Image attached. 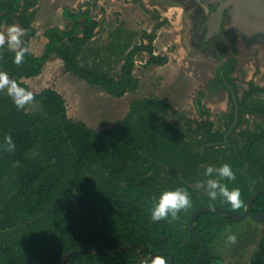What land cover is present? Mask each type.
Masks as SVG:
<instances>
[{"label": "trees", "instance_id": "obj_1", "mask_svg": "<svg viewBox=\"0 0 264 264\" xmlns=\"http://www.w3.org/2000/svg\"><path fill=\"white\" fill-rule=\"evenodd\" d=\"M36 3L37 0H0L2 22L8 25L17 22L26 30L21 41L22 47L29 50L23 61L17 64V50L9 48L7 43L0 48V68L11 80L26 86L22 80L38 76L48 60L56 55L62 60L66 72L112 96L120 97L136 88L133 55L142 47L129 52L119 77L101 74L81 64L80 54L94 37L98 25L87 11L65 10V17L73 21L72 26L65 30L56 26L48 28L44 33L47 38L44 52L41 55L32 52L28 42L37 34L33 25ZM217 39L222 44V36ZM163 60L155 55L151 59L157 64ZM233 66V63L222 65L216 77L208 82L207 89L217 92L226 88L225 81L231 82ZM33 96L42 102V111L35 114L28 112L25 106L18 109L11 96L0 93V231H16L13 238L0 243V264H57L71 250L95 248L111 251L123 246H126L125 250L117 254H73L65 264L129 261L137 259L139 253L142 259L159 255L170 264L172 256L173 264H193L201 243L194 235H189V225L186 232H180L173 221L169 222L170 216L153 221L140 199L133 195L136 189L151 182L149 177L127 171L142 156L150 127H141L128 140L111 133L100 134L85 122L68 116L65 99L56 89L48 87ZM5 137L11 138L14 151L6 150ZM223 138L224 135L210 132L206 143L220 142ZM159 141L161 145L169 146L172 157L182 161L187 175L197 168L199 162L207 160L190 153L180 154L181 143L172 136ZM231 150L234 159L226 163L230 165L235 180L224 178L222 182L229 190L240 189L243 206L233 210L220 197L214 201L208 199L201 206H220L241 214L251 195L259 187L264 190V181L257 186L250 174H243L240 169L244 164L238 157L241 151L237 156L235 149ZM32 152H36L34 157H30ZM255 166L259 168L260 163ZM92 168L108 173L104 186L99 187L86 176ZM125 174L126 179L122 181L120 178ZM263 206L264 195H259L253 203L252 213ZM194 224L206 243V252L199 264H210L215 256L212 244L226 226L235 224V221L227 215L208 211L200 214ZM249 264H264V228L259 248Z\"/></svg>", "mask_w": 264, "mask_h": 264}, {"label": "rangeland", "instance_id": "obj_2", "mask_svg": "<svg viewBox=\"0 0 264 264\" xmlns=\"http://www.w3.org/2000/svg\"><path fill=\"white\" fill-rule=\"evenodd\" d=\"M38 5L37 0L33 24L38 32L29 40L28 46L36 55H41L47 41L43 32L50 23L59 18L48 16L55 14L52 10L42 13ZM210 5L205 0H70L63 8L67 7L70 12L87 11L98 23L94 37L80 54L81 64L88 65L101 74L119 77L129 52L142 47L133 55L136 88L123 96H112L100 87L91 86L85 80L66 72L62 60L56 55L50 58L38 76L22 80L26 86L19 85L35 95L48 87L56 89L65 99L68 116L85 122L100 134L111 133L128 140L141 127L148 125L151 131L145 150L127 171L149 177L151 182L136 189L133 195L140 199L151 218V210L163 192L185 188L190 196L191 207L186 211L182 210L178 214L179 219L173 221L180 232H186L195 209L202 207L201 205L210 199L203 189L196 187L198 182L216 178L205 175L207 167L218 168L217 163L226 156L233 159V151L228 146L201 150L214 128L218 134H226L233 122V103L230 99V113L225 121L223 115H210L207 101L204 96H199L202 92L200 88L206 78L216 76L225 63L241 62L240 64L244 65L248 62L246 55H243V58L240 55L236 58L235 55L242 54V51L248 55L254 53V64L259 66L258 55L261 53V50L253 45L254 51L252 48L241 51V47H246L242 42V34L227 22H224L225 27L231 33L233 45L236 47L233 49V57H230L232 47L227 38L224 39V47L218 45L217 41L204 44L208 41L205 37L208 29L207 19L211 15ZM59 10L57 13H61L63 9ZM68 20L62 19V29L72 26L73 21ZM202 23H205L204 29ZM14 24L21 28L19 23ZM11 25L2 22L0 12V33L7 36V28ZM154 55L164 60L159 64L153 63L151 59ZM262 58L264 59V56ZM251 70L253 69L241 68L238 73H243V76L237 77H245ZM0 72L6 71L0 68ZM174 72L182 75L181 79L186 77L191 84L187 93L188 99L183 101L184 103L176 102V105H172V100L162 94L163 84L169 79L167 76ZM259 73L264 72L258 69L252 77ZM260 77L264 78V74ZM0 93L8 94L7 89ZM25 108L28 112L39 113L42 111V102L34 97L33 102L26 104ZM239 126L240 122L236 128ZM261 128L263 131L264 127ZM237 129L228 136V142L233 144L240 141L242 148H245L247 138L244 140L242 134L236 137L239 134ZM263 132L260 133L264 134ZM171 136L181 143L180 154L190 153L199 157L198 159L217 158L214 159L216 165L212 164L215 163L212 160L199 162L197 168L187 175L184 165L180 163L182 161L172 157L174 155L173 152L170 153L169 146L160 144V138L162 140ZM35 155L36 152H32L30 157ZM107 175V172L104 173L99 168H92L86 173L99 187L105 185ZM120 179L125 180L126 174ZM77 203L75 199L76 207ZM15 235L14 229L0 231V243Z\"/></svg>", "mask_w": 264, "mask_h": 264}, {"label": "crops", "instance_id": "obj_3", "mask_svg": "<svg viewBox=\"0 0 264 264\" xmlns=\"http://www.w3.org/2000/svg\"><path fill=\"white\" fill-rule=\"evenodd\" d=\"M69 1L70 0H38L39 3L38 6H40V11L42 13L52 10V12L54 11L55 14L48 16L59 18L57 21L50 23L48 27H46V29L43 32V35L45 31L50 27L56 26L62 29L61 26L62 19H65V21L68 20L64 14L65 10L68 9L67 7H65L66 9L63 7ZM59 9H63L61 13H57ZM37 15H41V14H37ZM44 16H46V14H44ZM35 28L37 29L36 26ZM254 45L253 46L256 49L258 48L261 50V53L258 55L259 66H256L254 64V61H256L253 60L252 57L254 53L248 55L247 53L242 51L245 49L247 50L249 48H252L254 51L255 48L252 46L241 47L240 50L242 51V54L239 53L235 55V57L239 58L240 55L243 58V55L244 56L246 55L248 62L246 64L244 63V65L240 64L241 62H239L238 64L233 63L234 70L231 75L232 85L235 88L238 101L244 104V107L242 109L244 108L246 110L249 109L247 111L246 110L240 111L239 118L241 117L242 121L240 122V126L237 127L238 129L235 127V129H237L236 131L239 133L236 137H240V134H242L244 140L247 138L245 143L246 151L244 150V148H242L243 144L240 141L233 144L229 143V145H218V146H212L206 148L218 149L222 147L224 148V146H228L230 147V149L231 148L235 149V153L237 154V156H238V152L241 151V156L240 155L238 156L239 159L241 161L243 159L249 161L247 174H250L252 178L256 181V185L260 186L264 181V172H263L264 134L260 133L264 131V129L263 131H261L262 130L261 127H264L263 126L264 110L262 109L264 107V78L260 76H262L264 73L256 74V77H252V74L258 69L260 70V72H264V59L262 58L264 56V49L259 48L258 44H254ZM235 48L236 47H234L233 49ZM233 49L231 51L232 53L230 54V57H233L234 55ZM260 58L263 59L262 60L263 62L260 61ZM241 68L245 70L248 69H253V70L248 71L247 75L245 77H242L243 73H238ZM238 75H242V76L237 77ZM167 77L169 79L166 80L165 82L166 85L163 84L164 88L162 94L166 96L168 100H172V105H176V102L186 101L188 99L187 93L190 91L189 89H191V84L190 82L188 83V79L186 77L181 79L180 77H182V75H180L178 72L169 74ZM215 77H216L215 75L212 77H207L205 82L202 84L200 90L202 91L201 93H204V99L207 101L206 106L209 109L210 115H213V113L223 115L225 117L224 118L225 121L228 114L230 113L229 111L230 99L232 98L227 87L226 88L223 87L217 92H210L207 89L206 85L208 81L214 79ZM231 103H233V101ZM233 118H234V104H233ZM210 120H212V118H210ZM211 132H217V131H215L214 128ZM226 157L224 159H221L218 163L214 160L217 158H213L209 160L207 159L205 161L208 162L212 160V162L215 163L212 162L210 163L216 165V163L219 164L222 163V161L223 163L231 162L234 159V157L233 159ZM255 163H260V167L258 168L257 166H255ZM259 190H262L261 187H259ZM263 228H264V223L256 222L251 217H247L245 219H242L241 221L235 222V224L233 225H228L224 230V232L212 244V252L215 256L212 258L210 264H249L251 256L259 248L260 239L263 234ZM230 234H234L236 236V242L234 244L228 242L227 240V236ZM107 264H150V262H144L137 258L129 261L118 260V261L109 262Z\"/></svg>", "mask_w": 264, "mask_h": 264}, {"label": "water", "instance_id": "obj_4", "mask_svg": "<svg viewBox=\"0 0 264 264\" xmlns=\"http://www.w3.org/2000/svg\"><path fill=\"white\" fill-rule=\"evenodd\" d=\"M209 4L212 3H220L216 11H213L210 17L207 19V27L208 31L206 34V40L214 35V33H218L221 30V26L223 24L225 9L232 5L231 10L228 12L229 17L225 22H227L230 27H235L242 35L252 36V38H256L257 36L262 40H264V0H205ZM217 18L216 24H214V18ZM231 20L233 22H229ZM232 25V26H231ZM225 85L231 94V98L234 104V118L233 122L227 130L224 138L220 142L216 143H206L201 147L203 151L206 147L218 146V145H229L228 136L232 133L235 127L238 125L239 116H240V108L244 107L243 103H240L237 98V94L234 88L225 81ZM234 146V145H231ZM245 166L240 171L247 174L249 161L243 160ZM259 195H264V190H259L254 192L247 202V206L243 213L237 214L226 208L220 206H204L197 209L189 220V235H194L201 243V250L194 261L193 264H199L202 260L205 252H206V243L204 237L200 234V232L195 227V219L202 213L212 211L219 214L229 216L233 221L238 222L247 217H251L256 222L264 223V206L256 213H252L253 203L255 199ZM126 246H123L116 250L111 251H102L95 248L92 249H76L66 252L57 264H65L66 260L73 254L84 253V252H98L100 254H117L119 252L124 251ZM154 255L151 256L148 260H144L140 258V253L138 254V259L144 262H151ZM170 264H173V257L170 258Z\"/></svg>", "mask_w": 264, "mask_h": 264}, {"label": "clouds", "instance_id": "obj_5", "mask_svg": "<svg viewBox=\"0 0 264 264\" xmlns=\"http://www.w3.org/2000/svg\"><path fill=\"white\" fill-rule=\"evenodd\" d=\"M26 35V30L21 29L18 25H11L7 28V36L4 33H0V48L5 43L9 48L17 50L15 62L17 64L23 61L25 53L29 50L22 47L21 37ZM7 89L8 95L12 97L15 105L18 109L24 108L26 104L33 102L34 96L31 91H27L25 88L20 87L16 81L11 80L6 72H0V91ZM5 143L7 144L8 151H14L15 146L12 144L10 137H5ZM206 176L216 178H209L206 181L198 182L197 189H203L205 194L211 199L216 200L217 197L222 198L229 203L233 210L240 209L243 206L241 200V192L239 188L229 190L228 186L222 182L224 178L227 180H235V175L227 163L218 168L208 166L206 169ZM191 207V200L188 191L183 188H177L174 191L163 192L158 202L155 203L151 210V219L158 221L162 219H168L171 217V221L179 219V213L186 211ZM228 242L234 244L236 242V236L230 234L227 236ZM150 264H167L166 259L163 256L157 255L154 257Z\"/></svg>", "mask_w": 264, "mask_h": 264}, {"label": "flooded vegetation", "instance_id": "obj_6", "mask_svg": "<svg viewBox=\"0 0 264 264\" xmlns=\"http://www.w3.org/2000/svg\"><path fill=\"white\" fill-rule=\"evenodd\" d=\"M220 5V3H218V2H216V3H212L211 5H210V12L212 13L213 11H216L217 10V8H218V6ZM231 8H232V5L231 6H229V7H227L226 9H225V16H224V20H223V26L221 27V30L218 32V33H214V35L212 36V37H210L209 39H208V41L209 40H211V41H217V44L218 45H221L222 47H224V44H225V42H224V39L225 38H227V39H229V41H230V45H231V47H232V49L235 47L234 45H233V38H232V35H231V33H229L228 31H227V29H226V27H225V24H224V22H225V20H227V18L229 17V14H228V12L231 10ZM215 20H217V18L215 17ZM229 22H233V21H231V20H228ZM202 25V29H204V27H205V23H204V25H203V23L201 24ZM232 26V25H231ZM207 27V26H206ZM207 31H208V29H207ZM207 34V33H206ZM218 36H222V44H221V42L219 41V39H217V37ZM206 38V37H205ZM242 42H243V45H245L246 47L247 46H252V45H254V44H258L259 45V48H262V49H264V40L262 39H260L258 36L255 38H252V36H246V35H242ZM255 46V45H254ZM209 82V81H208ZM208 84V83H207ZM233 88H234V86L232 85V79H231V82L229 83ZM206 87H207V85H206ZM234 90H235V88H234ZM210 92H211V90H209ZM230 93V92H229ZM231 95V94H230ZM199 96H201V92L199 93ZM243 107H241L240 108V111H242V110H246L245 108L244 109H242ZM263 110H264V107L262 108ZM247 110H249V109H247ZM246 110V111H247ZM244 160V159H243ZM242 160V161H243Z\"/></svg>", "mask_w": 264, "mask_h": 264}, {"label": "bare ground", "instance_id": "obj_7", "mask_svg": "<svg viewBox=\"0 0 264 264\" xmlns=\"http://www.w3.org/2000/svg\"><path fill=\"white\" fill-rule=\"evenodd\" d=\"M213 22H214V24H216L217 20H215V18H214V21Z\"/></svg>", "mask_w": 264, "mask_h": 264}]
</instances>
